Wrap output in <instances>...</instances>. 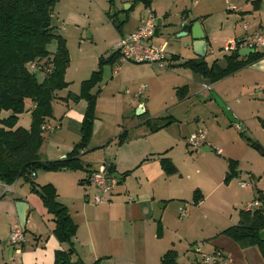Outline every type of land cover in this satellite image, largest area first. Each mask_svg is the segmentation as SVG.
Wrapping results in <instances>:
<instances>
[{"label":"rangeland","instance_id":"374dc122","mask_svg":"<svg viewBox=\"0 0 264 264\" xmlns=\"http://www.w3.org/2000/svg\"><path fill=\"white\" fill-rule=\"evenodd\" d=\"M132 1L60 0L55 5L53 25L66 38L71 60L65 73L69 85L59 90L54 99L59 114L66 110V103L61 102L60 97L79 94L82 82L98 69L100 56L112 54L116 43L122 39L121 34L133 32L150 11L154 12L161 30L153 42H166L168 53V65L164 68L155 63L133 61L107 65L103 80L93 89V92L100 90L96 118H102L106 126L92 137L81 158L89 170L99 162L116 164L114 174L119 183L114 188L112 201L96 205L86 200L84 194L93 199L97 188L94 184L70 182L69 178L78 170L66 172V182L68 187L72 183L79 195L82 194L89 217L109 205L112 210L107 214L113 210L123 214L128 203L137 201L144 210L151 209L153 213V221L146 230L149 249L133 247L128 230L124 250H114L113 257L105 264H149L151 260L159 264L169 249L178 252L180 264H199L202 253L223 252L215 249L217 245L221 244L224 250L235 245L229 238L219 236L220 233L239 222L240 211L257 198L259 190L264 196V152L256 147L260 145L264 149V72L247 66L211 83L180 64L197 55L191 37L179 36V33L186 15L197 19L210 38L206 61L210 64L218 60L221 66H226L225 41L232 39L231 36L243 37L244 24H248L249 32L258 29L255 20L264 21V0L259 9L246 0H154L150 8L136 4L130 9ZM233 3L246 12L231 11ZM48 48L54 53L56 42L52 41ZM173 54L180 59L172 60ZM260 61L264 62V58ZM30 69L39 80L45 78L43 71L32 66ZM143 85L146 86L144 95L138 97ZM185 86L188 88L181 98L178 89ZM216 95L238 122L229 116ZM72 101L78 102L73 98ZM87 105L86 101V108ZM140 105H145V115L137 113ZM10 114L4 110L1 117ZM157 117L163 122L168 118L173 121L151 132L144 122ZM31 123L28 103L19 115L17 126L30 128ZM126 129L129 139L119 144L117 135ZM196 132L206 136L205 145L198 148L190 143ZM161 156L173 160L178 168L176 174L169 176L164 172ZM230 159L239 161V175L226 183ZM39 173L52 172L40 170ZM77 173L87 178L91 170ZM20 181L26 182L24 178ZM21 182L17 184L20 188ZM241 182L247 187H242ZM197 189L202 191L204 200L196 205L193 194ZM158 221L163 225L162 237L157 234ZM81 233L80 240L88 231L82 227ZM79 248L89 264L97 259L90 255L88 244ZM4 258L0 259V264L13 263L8 250L4 251Z\"/></svg>","mask_w":264,"mask_h":264},{"label":"trees","instance_id":"16d2710c","mask_svg":"<svg viewBox=\"0 0 264 264\" xmlns=\"http://www.w3.org/2000/svg\"><path fill=\"white\" fill-rule=\"evenodd\" d=\"M59 0H0V183L13 184L20 178L30 184L31 191L37 193L44 206L53 216L54 235L67 249L55 252L54 264H86L81 260H73L76 252L74 238L78 231V224L73 219L67 205L59 200L56 186L49 182L39 185L35 176L43 171H76L87 170L82 161V154L94 134L96 107L100 90L93 92L103 80L104 67L120 62L121 54L115 50L112 54L99 58L98 69L81 84L79 94L71 95L76 101L86 100L88 105L84 113L81 126V138L73 149L64 157L55 160H43L40 149L45 141L43 126L54 116L53 101L56 93L66 88L69 83L65 73L70 65V51L66 38L57 32L53 25L54 8ZM251 1L255 9L260 8L261 0ZM154 0H133L130 9L136 4H143L150 8ZM196 19L190 20L183 26V31L191 32ZM122 24H120L121 28ZM156 34L158 31L156 30ZM56 42V51L52 53L48 46ZM264 58V53L254 52L247 57H241L238 51L225 54L226 66H221L218 60L208 63L205 57H195L180 63L191 68L211 83L231 76L241 69L250 66ZM180 56L172 55V60H179ZM46 61L44 66H53L43 80L30 68L34 62ZM33 67V66H32ZM187 86L178 89L179 96H185ZM28 103L32 113L30 128L17 126L19 115L23 113ZM32 106V107H31ZM6 110L11 114L2 118L1 113ZM146 114V111L143 115ZM172 119L161 121L160 117L147 119L146 124L151 132L172 123ZM244 134V133H243ZM119 144L129 139L126 129L117 135ZM264 152V149L262 150ZM147 160V158L145 159ZM161 168L167 175H174L178 168L168 156L160 157ZM239 161L230 159L229 170L225 182L229 183L239 175ZM110 171H116V165L110 163ZM34 174V176H32ZM91 174V173H90ZM90 174L80 180L85 184L90 182ZM204 198L200 189L194 191L193 202L199 204ZM257 199L262 202L256 209H242L239 222L225 228L219 236H225L242 248L257 246L264 260V240L260 232L264 229V196L261 190ZM158 237L163 235V225L158 221ZM178 252L169 249L159 264H180ZM99 258L91 264H101Z\"/></svg>","mask_w":264,"mask_h":264},{"label":"crops","instance_id":"0c3cea01","mask_svg":"<svg viewBox=\"0 0 264 264\" xmlns=\"http://www.w3.org/2000/svg\"><path fill=\"white\" fill-rule=\"evenodd\" d=\"M130 1L131 0H125V3ZM225 1L227 0H224V2ZM195 3H198V1H195ZM231 8V11H237L239 13L246 12V10L238 8L236 3H233ZM192 19L194 18H192L190 15H186L183 20V26ZM196 21L198 20L196 19ZM255 22H257L255 24L258 28L264 26V21L262 19L255 20ZM142 23L143 21L138 24L134 30H136ZM203 30L208 41L207 55L210 45V38L205 29ZM157 31L158 34L156 35L158 36L161 32L159 26L157 27ZM181 32H184L183 27L180 33ZM125 35L126 34L122 33L121 37ZM187 36L191 37L192 42L194 41L191 33ZM231 38H234V36H231ZM119 42L120 41L116 43L115 50ZM192 48L194 50L193 45ZM105 56H108V54ZM250 66L251 68H256L264 72L263 61H258ZM118 70H120V67H118ZM60 98L62 100L61 102L66 103V110L65 112L63 111V113L61 112V114H59L57 109L54 107L55 100L53 101L54 116L50 118L47 123L53 125V123L57 122L60 127L53 132H44L45 141L40 149L43 160L64 158L73 149L78 139L80 140L81 138V126L86 110V101L82 99L78 102H74L72 101V98L66 94ZM143 108L145 112V105ZM105 126V121H103L102 118L97 117L94 123L93 137L100 133V131H102ZM70 135L74 137L72 140H69V137H67ZM104 163L109 162H99L96 163L95 166L91 167V174ZM51 172L52 173H45L44 175H40V173L37 172L35 181L39 185L49 182L53 183L58 190L59 200L68 206L73 219L78 224V231L74 238L76 252L73 255V260H81L86 264L88 263L85 260L86 257L83 256V253L79 248L83 247L84 244H88L90 247V255L94 259L97 258L96 260L102 258L103 260L101 264H105L107 259L113 257L114 250H124L127 242L125 233L128 230L130 231V242L133 247L140 246L145 247L147 250L149 249V245L146 243V230L148 228L147 225L150 224V221H153V213L150 212L151 209L144 210L140 202L137 201L132 204L128 203L127 210L123 214L114 210L107 214L108 211L112 210L109 209L112 208V206L109 205L103 208L100 212L97 210L92 217H89L86 211L87 204L85 201H83V199H81L82 194L79 195V192L73 188L72 183H69L70 186L68 187L65 177V174H67L66 172L68 171L63 170ZM77 172H74V175H71L72 177L69 178V181L75 184L78 182L80 184V180L85 179L86 177L80 176V174ZM253 178L255 179L256 176L253 175ZM20 180L21 178L13 184L0 183V259L2 261L5 259L4 251L8 250L10 252V257L12 258V264H54L56 250L62 248L67 249V244H62L59 242V240L54 235L53 230L55 227V222L53 216L44 206L41 197H39V199L37 193L31 191V186L29 183H22ZM19 182H21V188L17 185ZM85 184L91 185L92 183L90 181L89 183L86 182ZM84 195L87 197L86 200H92L93 203L96 204L94 202V198L89 199L88 194ZM113 196L114 192L110 195L107 201H112ZM203 200L201 202H203ZM107 201H104L100 204L106 203ZM17 202L25 203L24 212L26 215L24 228L27 234V241L22 244L20 251H17L16 247H14L10 241L12 228L17 224L22 225L16 206ZM82 227H85L88 233L84 239L80 240ZM262 240H264V236ZM77 243L81 245L78 246ZM234 244L235 245H231L232 248H230V250H224V248L220 246L221 244L216 246L215 249H221L226 258L223 264H264L263 257L257 246L242 248L238 244ZM149 264H153V260H151Z\"/></svg>","mask_w":264,"mask_h":264},{"label":"built area","instance_id":"2783aa9c","mask_svg":"<svg viewBox=\"0 0 264 264\" xmlns=\"http://www.w3.org/2000/svg\"><path fill=\"white\" fill-rule=\"evenodd\" d=\"M158 27V19L153 11H150L148 17L143 23L133 32L122 37L121 41L117 44L116 50L121 54L120 62L133 61L137 63H155L160 68L167 67L168 53L167 43L156 44L153 38L156 37V30ZM245 35L241 38H232L224 44L223 51L230 53L239 51L242 48H251L254 52L264 53V26L252 32H249L248 24H244ZM119 62V63H120ZM46 61L34 62L33 68L43 71L46 75L50 73L53 66H44ZM146 86L143 85L137 93L138 97L144 95ZM60 125L44 124L43 129L45 132H53ZM206 136L203 132L193 133L191 136V145L194 147H201L205 145ZM34 176V174H32ZM90 181L96 186L97 193L94 197V202L100 204L107 201L113 193L114 188L118 185L119 180L114 172L110 171V162L102 164L97 170L92 172ZM242 187H247L245 182H241ZM261 202L258 199L252 201L247 209H256L261 207ZM184 214V210H181ZM10 241L17 251L21 250L22 244L27 241V234L25 228L19 224L12 228ZM225 256L221 251H215L212 254L202 253V260L199 264H223Z\"/></svg>","mask_w":264,"mask_h":264},{"label":"water","instance_id":"95a60500","mask_svg":"<svg viewBox=\"0 0 264 264\" xmlns=\"http://www.w3.org/2000/svg\"><path fill=\"white\" fill-rule=\"evenodd\" d=\"M129 7V6H128ZM191 33V36L193 38V42L191 45H193L195 53L198 57H205L206 53H207V46H208V41H207V37L206 34L203 30V27L201 25V23L199 21H195L193 26H192V30L191 32H181L179 33V36H187ZM239 55L241 57H247L249 55H251L252 53H254V50L251 48H242L239 51ZM217 100L222 104V106L226 109L227 113L229 114V116L236 122H238L234 117H233V113L227 109L226 105L221 101V99L216 95ZM138 114H143L144 113V108L141 105L138 108L137 111ZM257 149L259 150H263V148L260 145L256 146ZM206 150H209V148H206ZM17 209H18V213H19V217H20V222H21V226H25V222H26V215L24 212V207H25V203L23 202H17L16 204ZM264 236V230H262L260 232V238L263 239Z\"/></svg>","mask_w":264,"mask_h":264}]
</instances>
